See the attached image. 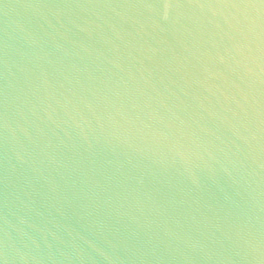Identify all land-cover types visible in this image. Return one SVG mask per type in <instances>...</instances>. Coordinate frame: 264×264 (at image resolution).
I'll use <instances>...</instances> for the list:
<instances>
[{"label":"water","instance_id":"95a60500","mask_svg":"<svg viewBox=\"0 0 264 264\" xmlns=\"http://www.w3.org/2000/svg\"><path fill=\"white\" fill-rule=\"evenodd\" d=\"M0 264H264V0H0Z\"/></svg>","mask_w":264,"mask_h":264}]
</instances>
